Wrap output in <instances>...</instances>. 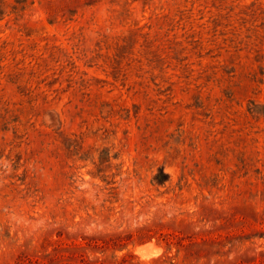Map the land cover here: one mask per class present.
I'll list each match as a JSON object with an SVG mask.
<instances>
[{"label": "rangeland", "instance_id": "1", "mask_svg": "<svg viewBox=\"0 0 264 264\" xmlns=\"http://www.w3.org/2000/svg\"><path fill=\"white\" fill-rule=\"evenodd\" d=\"M0 264H264V0H0Z\"/></svg>", "mask_w": 264, "mask_h": 264}, {"label": "bare ground", "instance_id": "2", "mask_svg": "<svg viewBox=\"0 0 264 264\" xmlns=\"http://www.w3.org/2000/svg\"><path fill=\"white\" fill-rule=\"evenodd\" d=\"M143 246H144V245H143ZM147 246H148V245H147ZM144 247H145V246H144ZM148 247H149V246H148ZM146 251H147V250H146ZM156 251H157V250H156ZM138 252H140V250H138ZM147 252H148V251H147ZM142 253H144L145 255H147L145 251L142 252ZM158 253H159V252H157V254H158ZM145 255H143V256L145 257ZM151 256H152V255H151ZM148 257H149V256H148ZM148 257H147V258H148ZM149 258H150V257H149Z\"/></svg>", "mask_w": 264, "mask_h": 264}]
</instances>
